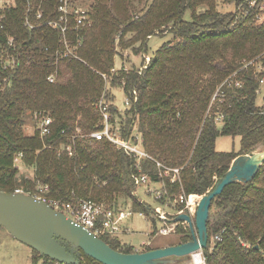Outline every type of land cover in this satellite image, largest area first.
<instances>
[{"label": "trees", "instance_id": "obj_1", "mask_svg": "<svg viewBox=\"0 0 264 264\" xmlns=\"http://www.w3.org/2000/svg\"><path fill=\"white\" fill-rule=\"evenodd\" d=\"M223 2L234 11L223 12L217 0H74L89 10L91 24L68 32L74 55L60 58L63 35L48 25L59 17V0L43 5L40 21L35 19L40 0H17L6 22L19 63L7 74L10 86L0 90V191L35 192V184L21 179L15 168L22 154L36 180L49 186L48 199L70 201L76 195L117 211L123 210L121 200L125 209L131 201L135 213L154 216L155 208L133 195L135 159L108 139L90 136L103 128L97 107L103 100L113 132L123 139L140 137L141 147L156 161L180 169L179 180L171 182L159 178L163 168L156 163L141 164L157 188L163 182L171 202L182 193H209L236 158L264 145V104L257 101L264 86V12L248 0ZM241 5L246 14L238 11ZM187 11L191 21L185 20ZM29 12L39 25L35 30L24 25ZM168 34L172 39L146 65L149 40ZM3 44L6 37L0 33ZM126 51L144 58L139 68H117L116 59L124 62ZM116 89L133 105L125 102L120 109ZM42 114L53 119L45 137L37 130ZM78 128L83 137L75 142L76 155L58 158L57 151ZM221 136L239 139V149L218 151ZM166 199L155 202L164 205ZM173 207L179 211L185 204ZM152 222L154 236L162 221ZM180 224L177 241L169 246L192 240L190 229ZM208 232L206 264H264V164L252 181L233 183L214 199ZM101 239L116 251L137 253L117 238ZM80 252V264H99ZM34 253L33 264H59Z\"/></svg>", "mask_w": 264, "mask_h": 264}, {"label": "built area", "instance_id": "obj_2", "mask_svg": "<svg viewBox=\"0 0 264 264\" xmlns=\"http://www.w3.org/2000/svg\"><path fill=\"white\" fill-rule=\"evenodd\" d=\"M51 0H40V4L37 8L35 14V19L40 21L43 18V5ZM263 4H259L258 0H248L252 7L257 6L261 11L264 12V0ZM17 6V0H0V33H3L6 37V44L0 47V90H5L10 86V79L7 76L11 71L16 70L18 67L19 60L14 54L16 51V41L15 37L6 31V22L8 19V11ZM243 5L238 7V11L241 14H246L243 9ZM57 12L59 17L57 19H52L48 22L55 31H59L63 35V42L65 45V50L58 51V56L60 58H67L74 55V48L70 41L67 39L68 32L73 29L79 30L87 25L91 24L89 17V10L86 8L77 7L74 0H59L56 4ZM26 28L30 30H35L39 25L35 24L31 20L30 12L28 13L26 20L24 22ZM143 68H146L144 66ZM55 75L49 77L50 82H54ZM135 103L137 102V93L134 92ZM133 105L131 100L126 99V106ZM102 114V130L92 133L90 136L97 140L108 139L115 146L122 150L127 157L135 159V170L132 172V180L134 183L133 195L138 199L136 191L139 188H145L147 192L152 193L153 199L159 201L167 196L166 203L161 206L156 207L154 215H157L159 220L164 222L162 228L159 230L161 235H169L171 233H176L178 223H173L172 226H168V217L165 208L169 204L176 206L178 204H185V207L177 211L176 215L179 216L184 214L186 210L194 213V210L198 207L202 196L189 195L186 196L184 193L180 194L173 202H171L168 191L164 190L163 182H161V188H156L155 183L149 174L143 173L142 171V161H152L156 163V166L160 170L159 178L163 180L164 177H169L171 182L179 180L180 169L179 168H166L160 162L156 161L152 156H150L141 147V138L133 137L129 134L125 139L118 132H113V125L111 123V115L109 112V105L105 104L103 100L97 105ZM53 124V119L42 114L38 117L37 130L40 131L41 136L45 137L51 133V125ZM62 131V134H65ZM80 129H77L75 134L69 137L68 143L64 144L58 151V158L68 156L74 157L76 155L75 142L81 137ZM23 155L19 154L15 159V166L18 167V163L22 162ZM19 168V167H18ZM50 188L48 185H43L39 182L36 187L35 192L32 194L26 193L28 195L34 196L35 198L48 203L55 211L61 212L67 216V218L73 220L79 226L92 232L98 238H118L122 234H127L131 232V219L133 218V213L127 210H113L107 208L105 205L95 202L93 200L86 199H73L70 201H62L55 199H48L46 194L49 193ZM15 193H25L23 189H18ZM169 202V203H167ZM165 206V207H162ZM141 216L148 217L140 213ZM150 220V219H149ZM173 222V220L169 221ZM214 240V239H213ZM212 240V241H213ZM196 256H199L200 261L196 260ZM193 264H206V259L204 251L201 250L193 255Z\"/></svg>", "mask_w": 264, "mask_h": 264}, {"label": "water", "instance_id": "obj_3", "mask_svg": "<svg viewBox=\"0 0 264 264\" xmlns=\"http://www.w3.org/2000/svg\"><path fill=\"white\" fill-rule=\"evenodd\" d=\"M263 164L264 151L236 158L229 171L202 196L194 218L184 213L173 220L174 223L188 222L192 234L191 241L176 246L132 254L116 251L48 203L26 193L0 191V228L59 264H80L75 256L77 250L99 264H168L177 259L183 261L180 264H193V255L209 246L208 222L214 199L233 183L252 181Z\"/></svg>", "mask_w": 264, "mask_h": 264}, {"label": "rangeland", "instance_id": "obj_4", "mask_svg": "<svg viewBox=\"0 0 264 264\" xmlns=\"http://www.w3.org/2000/svg\"><path fill=\"white\" fill-rule=\"evenodd\" d=\"M217 2L220 4V8L223 12L227 11H234V6L231 5H225L223 0H217ZM185 20L186 21H191V12L187 11L185 15ZM261 21H264V14L261 15ZM172 39V36L170 34L164 35V36H154L152 37L149 42H148V55L146 57H141V55L136 56L130 51L123 52V61L121 62L120 58L118 57L116 59V66L117 68H121L122 66H125L126 68H132V67H137L139 68L141 66L142 60H145V64L147 65L150 62L151 56L165 43L170 41ZM116 99L115 102L117 106L120 109L125 108V102L126 99L123 96V92L121 89H116ZM258 104L262 105L264 104V86L262 87V91L260 95L258 96ZM30 127V126H29ZM80 129V128H78ZM81 131V130H80ZM28 132L31 133V129H28ZM83 137V136H81ZM239 139H231L229 137H224L221 136L218 138L217 141V150L218 151H223V152H230L233 150H238L239 149ZM264 151V145L260 146L256 152L254 153H261ZM19 167V168H18ZM18 167H15L19 171V176L20 178H27L35 184V190L36 187L39 184V181L36 180V176L34 175V169L32 167L27 166V164L21 162L18 163ZM221 179V178H220ZM220 179H216V183L220 181ZM159 187V186H157ZM156 187V188H157ZM138 200L142 202V204L146 205H151L153 208L161 206V204H157L155 200L153 199V194L149 193L146 191L145 188H139L136 191ZM200 196V195H198ZM204 196V195H202ZM135 197V196H134ZM73 199H83V198H78L76 195L71 198ZM129 204V209L126 206V202L124 200H121V208L123 210L131 211L134 215L133 218L131 219V232L127 234H122L120 235L117 239L122 243V245H129L133 247L138 253H142L145 251L146 247H161L165 248L168 247L169 244L175 243L177 241V235L178 233V223L177 231L176 233H171L169 235H161L159 231L157 232L156 235L152 236L154 233V224L152 220H159L157 215H148V219L145 218L144 216H141L140 213H135L131 208V201H127ZM169 203V202H168ZM106 206L105 203H101ZM107 207V206H106ZM165 207V206H162ZM162 210L165 209V212H167V217L169 221L175 220L177 218V210L174 209V207H171V204H169L168 207L161 208ZM197 208L194 210V213H191L189 210H186L185 214H189L194 218L195 213H196ZM146 215V214H145ZM150 219V220H149ZM167 222L168 226H172L174 222ZM164 222H157L156 227L160 230L163 226ZM181 228H188L189 225L188 222H181L180 224ZM67 246V248H71L69 245L64 244ZM33 256H35L34 251L22 244L21 242L17 241L14 239L10 234L7 233L6 230L0 228V264H33ZM75 256L78 260H84V257H82L80 250L75 251ZM86 256V255H85ZM87 257V256H86ZM182 258L181 260H183ZM79 261V260H78ZM186 261V260H184ZM174 262V263H173ZM180 262L183 261H178L177 260H171L170 263L168 264H180Z\"/></svg>", "mask_w": 264, "mask_h": 264}, {"label": "bare ground", "instance_id": "obj_5", "mask_svg": "<svg viewBox=\"0 0 264 264\" xmlns=\"http://www.w3.org/2000/svg\"><path fill=\"white\" fill-rule=\"evenodd\" d=\"M196 260L200 261L199 256H196Z\"/></svg>", "mask_w": 264, "mask_h": 264}]
</instances>
